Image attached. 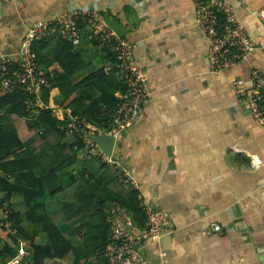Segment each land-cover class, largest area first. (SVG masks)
I'll return each mask as SVG.
<instances>
[{
    "label": "crops",
    "instance_id": "0c3cea01",
    "mask_svg": "<svg viewBox=\"0 0 264 264\" xmlns=\"http://www.w3.org/2000/svg\"><path fill=\"white\" fill-rule=\"evenodd\" d=\"M229 1L256 47L244 60L218 73L210 72L207 43L196 25L191 0L0 1V54L13 60L31 23L72 8L98 9L127 30L124 38L135 45L134 60L145 73L151 96L134 124L115 137L111 155L132 176L135 193L165 211L174 226L171 234L141 246L140 253L149 264L160 260L168 264H264V129L236 92L237 85H247L254 69L264 78V20L258 17L264 0ZM60 40H45L40 50L36 44L41 69L60 50ZM72 45L82 68L70 78L59 79L57 104L48 105L59 121L70 115L67 104L78 81L100 67L110 77L116 76L112 57L90 39L87 26L79 30V39ZM117 91L113 93L116 98ZM84 105L88 107L89 102ZM60 143L51 133L31 144L45 150L40 170L55 167L59 174L50 180L61 190L46 198V211L79 247L74 264H107L102 252L95 250L111 235L106 210L119 205L115 199L128 198L132 189L120 182L113 165L82 148L73 153L59 151ZM250 155L261 165L252 166ZM70 170L78 172L73 182ZM85 173L90 180H85ZM7 204L20 214L28 210L23 196L15 194L0 206V217L3 210L8 212ZM212 224L219 230H211ZM21 225L26 236L18 237L16 244L10 240L15 233L10 232V223L0 229V246L13 245L0 258L1 264L20 248L31 258L25 245L32 238L44 243L42 233L34 236L37 224Z\"/></svg>",
    "mask_w": 264,
    "mask_h": 264
},
{
    "label": "built area",
    "instance_id": "2783aa9c",
    "mask_svg": "<svg viewBox=\"0 0 264 264\" xmlns=\"http://www.w3.org/2000/svg\"><path fill=\"white\" fill-rule=\"evenodd\" d=\"M8 3L10 0H0ZM195 22L199 33L207 43V58L211 73L226 70L251 53L256 43L247 32L245 25L235 13L229 0H191ZM137 4V3H136ZM258 17L264 20V6L259 10ZM85 23L90 39L101 49L112 54L115 74L122 83L123 89L117 91L118 102L108 113L105 127H97L77 117L67 115L64 126L69 137L74 134L82 140V149L90 156L103 163L113 165L121 183L136 190V183L130 174L122 169L112 155H105L89 138L90 135H106L115 138L118 133L129 128L139 116L144 102L150 98L151 91L147 84L145 73L136 64L133 56L134 43L126 38H119L105 23L103 13L98 9L72 8L67 12L47 20L31 23L21 38L17 58L13 60L0 54V80L6 78L7 85H22L28 95L34 97L35 113L40 109H49L41 101V90L46 80L44 72L38 64V58L33 51L35 42L50 39H66L77 42L79 29L77 21ZM13 66V67H12ZM236 92L241 94L245 108L253 120L264 129V78L257 69L251 72L249 82L245 87L236 86ZM31 103H27L30 107ZM64 118H61L63 121ZM63 127V129H64ZM252 166L261 165V161L250 155ZM136 200L141 208L144 225L139 227L130 212L119 205L106 210L111 224V235L103 248V256L107 264H149L140 253L141 246L146 242L155 243L162 236L171 234L174 226L168 214L162 209L144 201L139 193ZM8 212L3 210L2 218L6 219ZM9 225V222H6ZM211 230H219L216 224L210 225ZM24 248L4 264H33ZM157 264H168L160 260Z\"/></svg>",
    "mask_w": 264,
    "mask_h": 264
},
{
    "label": "trees",
    "instance_id": "16d2710c",
    "mask_svg": "<svg viewBox=\"0 0 264 264\" xmlns=\"http://www.w3.org/2000/svg\"><path fill=\"white\" fill-rule=\"evenodd\" d=\"M76 24L79 30L86 26L80 20ZM44 42L45 40L35 42L33 45L38 64H40L39 50L44 47ZM36 44H38L39 50L36 48ZM60 46V50L52 61L46 64L44 70L42 69L46 83L41 90V100L44 105H49L51 108L57 104L56 96L61 85L59 79L70 78L82 68V61H80L78 53L73 50L72 42L63 39L60 40ZM106 53L112 57L113 62L112 54L107 50ZM10 71L9 68V75L0 80V172L4 173V176H0V206L16 194L23 196L28 210L26 213L20 214L14 212L7 204L9 213L6 215V219L0 217V229H4L5 223L9 222L11 224L10 232H15L14 236H10V240L12 244H16L18 237L25 239L26 236V231L21 225L23 222L37 224L34 236L42 233L45 237L44 243H35L32 238L25 245L31 253L33 264H49L46 260H52L51 264H74L77 255H79L77 254L79 247L64 235L46 211V198L61 190L60 186L56 187V181L50 180L54 177L57 178L56 176L59 174L55 167L49 169L45 167L40 170L41 158L46 155L45 150L37 149L34 144H31L37 140H45L49 134L53 133L61 142L58 145V150L73 153L82 148V140L74 134L68 142L63 143L62 140L67 136L64 126L69 117L65 116L63 121H59L52 115L50 109L45 108L35 113L37 107L34 105V97L28 95L22 85L6 84V78L10 76ZM108 74L100 67L74 85V96L67 104L70 116L97 127L106 126L108 113L114 109L118 102L113 93L123 89L120 80L115 75L110 77ZM84 101L89 102L88 107H85ZM28 102L31 103L30 107H27ZM68 174L73 182L76 180L78 172L73 174V170H70ZM85 174L88 178L85 180H90V175ZM47 188L50 193H47ZM115 202L119 206L129 209L135 216H133L134 222L139 227H143V215L138 206L135 191L131 190L128 198L115 199ZM108 240L109 236H105L95 250L102 252L103 255V248ZM12 244L3 243L0 246V258L11 251ZM57 260L60 263H57Z\"/></svg>",
    "mask_w": 264,
    "mask_h": 264
},
{
    "label": "water",
    "instance_id": "95a60500",
    "mask_svg": "<svg viewBox=\"0 0 264 264\" xmlns=\"http://www.w3.org/2000/svg\"><path fill=\"white\" fill-rule=\"evenodd\" d=\"M105 23L119 38L125 37L127 30L117 21L110 20L105 16ZM89 138L98 146L102 153L107 156L111 155L115 138L106 135H90Z\"/></svg>",
    "mask_w": 264,
    "mask_h": 264
},
{
    "label": "rangeland",
    "instance_id": "374dc122",
    "mask_svg": "<svg viewBox=\"0 0 264 264\" xmlns=\"http://www.w3.org/2000/svg\"><path fill=\"white\" fill-rule=\"evenodd\" d=\"M41 95H42V91H41ZM42 101V100H41ZM43 103V102H42Z\"/></svg>",
    "mask_w": 264,
    "mask_h": 264
}]
</instances>
